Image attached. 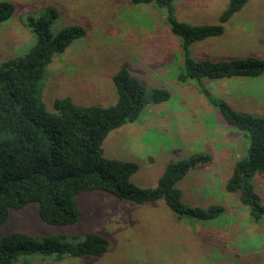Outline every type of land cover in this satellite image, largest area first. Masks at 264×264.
Returning <instances> with one entry per match:
<instances>
[{"label":"rangeland","instance_id":"rangeland-1","mask_svg":"<svg viewBox=\"0 0 264 264\" xmlns=\"http://www.w3.org/2000/svg\"><path fill=\"white\" fill-rule=\"evenodd\" d=\"M9 1L16 10L0 23V64L25 54L35 43L36 37L22 21L27 14L44 15L49 6L58 9L51 26L55 34L71 23L85 25L87 35L55 55L38 79L48 109L53 111L54 100L65 96L81 104L115 103L112 76L122 66L148 86L167 87L170 100L148 105L140 119L110 131L103 142L105 155L136 161L139 169L132 181L155 186L168 162L196 152L210 153L212 161L190 171L178 186L187 203L224 207L211 220L189 215L177 219L163 199L137 203L92 190L77 197L79 221L54 225L42 220L38 203L31 201L10 209L8 219L0 223V237L17 231L38 237L97 232L109 239L110 246L101 255L62 259L33 252L21 255L18 264H263L264 219L253 221L238 194L225 190L236 161L247 154L249 138L226 123L195 80L184 85L176 81L180 46L169 31L166 9L130 0ZM184 4L186 12L179 6L176 10L179 20L216 23L228 0H184ZM234 16L240 21L229 24L231 33L226 30L220 37L198 42L196 46L204 48L195 46L192 54L202 51L212 59L264 58V33L251 31L256 21L264 26L259 20L264 16V0H249ZM236 24L250 29L235 32ZM225 80L206 79L204 84L235 109L264 114V74ZM217 82L225 84L216 86ZM253 182L264 203V173L254 176Z\"/></svg>","mask_w":264,"mask_h":264},{"label":"trees","instance_id":"trees-1","mask_svg":"<svg viewBox=\"0 0 264 264\" xmlns=\"http://www.w3.org/2000/svg\"><path fill=\"white\" fill-rule=\"evenodd\" d=\"M130 1L166 9L169 31L180 39L174 36L181 59L174 70L176 81L184 85L195 80L226 123L248 136L247 154L236 161L225 190L237 193L253 221H261L264 203L253 177L264 173V114L235 109L227 100L213 95L204 82L258 77L264 74V58L247 55L212 59L192 54L196 42L224 34L227 23L249 0H228L218 22L200 24L177 18V0ZM15 10L14 2L0 0V23L9 20ZM58 15V9L49 6L44 15L30 13L23 17L36 37L35 43L25 54L0 64V223L8 219L11 208H21L31 201L38 203L43 221L54 225L75 223L81 218L78 195L92 190L137 203L163 199L177 219L189 215L211 220L222 214L221 205L203 208L185 202L178 186L190 171L211 162L212 154L196 152L168 162L155 186H139L132 181L139 169L136 161L105 155L103 142L110 131L140 119L148 105L170 100L172 93L167 87L148 86L122 66L112 76L115 103L81 104L65 96L54 100L53 111L48 109L39 94L38 79L55 55L88 32L85 25L71 23L53 33L52 22ZM109 246V239L97 232L38 237L17 231L0 237V264H18L21 255L33 252L56 254L59 259L101 255Z\"/></svg>","mask_w":264,"mask_h":264},{"label":"crops","instance_id":"crops-1","mask_svg":"<svg viewBox=\"0 0 264 264\" xmlns=\"http://www.w3.org/2000/svg\"><path fill=\"white\" fill-rule=\"evenodd\" d=\"M175 6H176V10H177V7L179 6V10L180 11H187L188 9H187V7L185 6V4H184V0H177L176 2H175ZM236 19V22L239 20L240 21V19H239V16H233L232 17V19L227 23V26H226V30L227 31H230V29L228 28L229 27V24L232 22V21H234ZM259 20L261 21V22H264V16L263 17H260L259 18ZM183 21H185V20H183ZM187 22H191V23H195V24H200V23H202L203 21H194V20H191V21H189V17H188V19H187ZM212 22H214V21H212ZM260 27V28H259ZM248 29H250V28H246V26H240L239 24L237 25L236 24V26H235V32H239V31H242V30H248ZM251 31H254V32H260V33H264V26H260V25H258V23H257V21H256V23L254 24V28L251 30ZM230 33H231V31H230ZM223 35V34H222ZM221 36V35H220ZM220 36H217V37H220ZM217 37H214V38H217ZM204 41V40H203ZM201 42V41H200ZM198 42H196L195 44H193L192 45V52H193V54H194V52H195V46H196V44H197ZM204 43V42H203ZM201 47H203L204 48V45L203 46H200V45H198V46H196V48H201ZM195 54H197V55H195V56H197V58H209L208 56H203L202 54V51H199L198 53H195ZM227 79H229V78H227ZM217 81H220L221 79H216ZM224 81H226L227 82V80H225L224 79ZM208 82V81H207ZM223 82H217V84H216V86L217 85H220V84H222ZM223 84H225V83H223ZM213 157H214V155H213Z\"/></svg>","mask_w":264,"mask_h":264}]
</instances>
